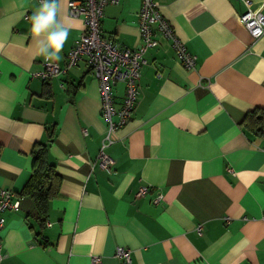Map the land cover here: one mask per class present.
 Here are the masks:
<instances>
[{
    "label": "crops",
    "instance_id": "1",
    "mask_svg": "<svg viewBox=\"0 0 264 264\" xmlns=\"http://www.w3.org/2000/svg\"><path fill=\"white\" fill-rule=\"evenodd\" d=\"M67 1L59 15L71 31L60 65L83 29ZM156 1L195 67L157 36L105 169L95 160L105 121L92 71L81 59L48 80L33 75L45 59L31 32L41 4L0 0V188L20 194L36 141L47 143L60 175L43 221L25 195L3 212L2 264H123L117 246L130 249L128 264H264V136L243 123L264 109V32L251 37L242 0ZM139 4H106L102 34L136 46ZM251 4L264 13V0ZM123 86L113 87L116 106ZM143 184L148 191L137 196Z\"/></svg>",
    "mask_w": 264,
    "mask_h": 264
},
{
    "label": "built area",
    "instance_id": "2",
    "mask_svg": "<svg viewBox=\"0 0 264 264\" xmlns=\"http://www.w3.org/2000/svg\"><path fill=\"white\" fill-rule=\"evenodd\" d=\"M41 4L42 0H38ZM118 0H68V13L80 17L83 29L66 53L64 65L57 61L44 59L42 68L33 75L42 80L64 73L67 69L83 59L92 71L98 82L100 115L105 121V128L95 157L96 162L105 169H111L115 160L106 148L115 141L116 131L129 120L133 107L138 99V77L140 68L146 63L145 51L157 44V36L169 40L175 56L187 69L195 67L196 55L192 53L174 31L171 23L166 19L158 7L156 0H140L137 13V29L139 43L133 47L120 45L113 38L104 36L101 28L103 7L108 3H117ZM245 10L240 14V20L253 39L264 32V13L259 7H253L251 0H242ZM24 17H28L25 13ZM122 81L123 94L118 106L115 105L113 87ZM148 185H141L137 196L144 195ZM22 196L17 195L12 189L0 188V229L4 226L3 212L7 209H17ZM160 194L153 198L155 203L160 202ZM264 219V209L262 211ZM196 229L200 231L201 225ZM115 255L123 264L130 261V249L117 246ZM3 254L0 251V264ZM93 262L99 260L93 256ZM210 264V263H204Z\"/></svg>",
    "mask_w": 264,
    "mask_h": 264
},
{
    "label": "trees",
    "instance_id": "3",
    "mask_svg": "<svg viewBox=\"0 0 264 264\" xmlns=\"http://www.w3.org/2000/svg\"><path fill=\"white\" fill-rule=\"evenodd\" d=\"M243 123L258 136H264V109L255 107L248 111ZM52 133L49 134V140ZM32 156L31 173L20 195H25L33 201L34 212L43 221L48 201L57 195L60 175L54 163L49 159L46 142L36 141L30 150Z\"/></svg>",
    "mask_w": 264,
    "mask_h": 264
},
{
    "label": "clouds",
    "instance_id": "4",
    "mask_svg": "<svg viewBox=\"0 0 264 264\" xmlns=\"http://www.w3.org/2000/svg\"><path fill=\"white\" fill-rule=\"evenodd\" d=\"M60 0H42L31 17V32L37 38L40 54L46 59L60 60L71 27L60 18Z\"/></svg>",
    "mask_w": 264,
    "mask_h": 264
}]
</instances>
